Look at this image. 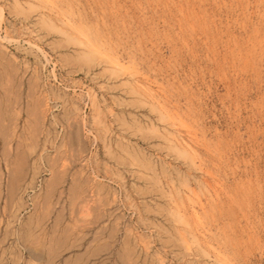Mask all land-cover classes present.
Returning a JSON list of instances; mask_svg holds the SVG:
<instances>
[{
    "label": "rangeland",
    "instance_id": "rangeland-1",
    "mask_svg": "<svg viewBox=\"0 0 264 264\" xmlns=\"http://www.w3.org/2000/svg\"><path fill=\"white\" fill-rule=\"evenodd\" d=\"M0 264H264V0H0Z\"/></svg>",
    "mask_w": 264,
    "mask_h": 264
},
{
    "label": "bare ground",
    "instance_id": "bare-ground-1",
    "mask_svg": "<svg viewBox=\"0 0 264 264\" xmlns=\"http://www.w3.org/2000/svg\"><path fill=\"white\" fill-rule=\"evenodd\" d=\"M57 10H58V9H57ZM57 10H56V11H57ZM61 10H62V9H61ZM54 12H55V11H54ZM55 13H56V12H55ZM58 14H60V12L57 13V15H58ZM57 17H58V16H57ZM58 18H59V17H58ZM62 18H63V17H62ZM60 19H61V18H60ZM64 20H65V19H64ZM66 21H67V20H66ZM62 22H64V21H62ZM64 23H65V22H64ZM187 233H188V232H187ZM187 233H186V234H187ZM184 236H185V235H184ZM187 238H190V239H191L190 236H188ZM193 238H194V237H193ZM184 239H186V238L184 237ZM185 241L187 242V240H185ZM189 242H190V241H189ZM221 255H223V254H221ZM224 256H225V255H224ZM219 257H220V256H219ZM225 258H226V257H225Z\"/></svg>",
    "mask_w": 264,
    "mask_h": 264
}]
</instances>
